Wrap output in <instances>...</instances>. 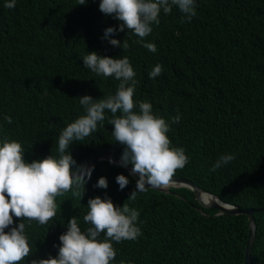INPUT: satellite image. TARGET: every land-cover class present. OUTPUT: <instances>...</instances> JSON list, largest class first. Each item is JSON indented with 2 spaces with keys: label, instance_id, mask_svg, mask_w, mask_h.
<instances>
[{
  "label": "trees",
  "instance_id": "16d2710c",
  "mask_svg": "<svg viewBox=\"0 0 264 264\" xmlns=\"http://www.w3.org/2000/svg\"><path fill=\"white\" fill-rule=\"evenodd\" d=\"M5 2L0 0V143L5 137L19 142L28 163L58 157L61 131L85 114L78 97L114 95L120 83L83 67L82 57L91 52L127 56L136 73L134 110L145 101L166 121L180 116L167 135L170 146L183 148L189 162L175 176L224 202L254 209L250 264H264V0H195L190 20L177 6L169 14L161 10L159 24L151 25L142 43L127 29L111 37L127 40L126 51L103 39L108 27L118 29L121 22L100 11L101 0L84 5L78 0H16L11 9ZM147 42L156 45V52L143 47ZM158 64L162 73L150 78ZM111 118L105 110L97 131L70 145L73 169L87 166L102 151L121 158L125 146L112 136ZM224 154L235 159L211 171ZM93 165L85 191L80 189L84 194L57 196L56 215L46 225L22 221L31 253L20 264L56 257L59 236L73 216L86 231L87 201L97 196L140 213L141 235L113 241L117 255L110 264H244L246 215H217L186 187H171L176 196L146 186L128 199L136 181L125 168L106 160ZM121 174L129 179L123 190L116 182ZM100 177L107 179L106 189L94 187ZM13 220L10 228L21 222Z\"/></svg>",
  "mask_w": 264,
  "mask_h": 264
},
{
  "label": "clouds",
  "instance_id": "9594fccd",
  "mask_svg": "<svg viewBox=\"0 0 264 264\" xmlns=\"http://www.w3.org/2000/svg\"><path fill=\"white\" fill-rule=\"evenodd\" d=\"M86 0H78L84 5ZM16 0H6L4 7L14 8ZM172 6L189 20L195 16V0H101L99 9L102 13L120 21L119 28L108 27L103 39L123 51L129 48L127 40L111 38L117 31L125 29L141 38L152 32V24H159L161 10L169 14ZM143 47L156 52V45L143 43ZM83 67L90 69L97 76L114 77L119 80L114 95L93 100L89 95L79 98L85 114L69 123L58 138V157L49 155L43 160L28 163L23 158V149L19 142L7 137L0 143V264H20L31 253L28 238L25 235V224L36 221L46 225L56 215L55 199L71 191L73 197H81L85 185L91 178L92 167L79 166L70 154V145L74 141H83L97 131L98 122L105 120V110L112 114L108 120L114 125L112 136L115 141L124 145L120 166L132 165L131 173L138 174L136 188L128 199L134 200L137 192L147 190L146 186L169 189L178 169H183L189 162L185 150L172 147L167 133L172 123H179L180 116L170 121L153 114L149 102L134 103L133 96L137 81L136 73L127 56L111 58L91 52L82 57ZM162 73V66L156 65L149 73L155 78ZM120 113V115H117ZM11 123L10 117H5ZM234 155L224 154L212 165L211 171L234 160ZM109 163H114L111 159ZM116 182L123 190L129 183L125 175H118ZM94 187L106 189L108 182L100 177ZM182 187V186H180ZM164 192V191H163ZM88 212L83 220L90 225L86 231L78 226L73 216L67 224V231L59 236L60 246L56 257L33 260L31 264H110L116 258L113 241L135 240L141 235L136 222L140 213L124 203L116 207L110 198L97 196L87 201ZM13 217L21 222L13 225ZM5 231V229H9ZM101 234L104 235L100 239ZM121 264H124L121 261Z\"/></svg>",
  "mask_w": 264,
  "mask_h": 264
},
{
  "label": "water",
  "instance_id": "95a60500",
  "mask_svg": "<svg viewBox=\"0 0 264 264\" xmlns=\"http://www.w3.org/2000/svg\"><path fill=\"white\" fill-rule=\"evenodd\" d=\"M110 159L114 161V163L120 165L119 158L113 156L108 151H102L98 153L96 157L93 158L87 166L91 167L97 161H100V160L109 161ZM121 167L125 168L126 171L131 175V177L135 181L139 179L138 174L131 173L132 165L129 164L127 166H121ZM171 186L172 187L182 186V187H186L190 189L191 191L194 192L197 201L202 207L215 209L217 215H221V214H228V215L244 214L246 215L247 220H248V233H247V240H246L245 251H244V264H250L251 249H252V245H253L255 235H256V223H255V218H254V212H255L254 209L252 208L241 209L239 206L224 202L221 199H219L217 195H215L214 193L204 190L203 188L197 186L194 182H192L191 180L185 177L174 176L173 183L171 184ZM150 188H153L158 191L169 192L176 196H179L177 193L169 190L168 188L167 189H160V188H155V187H150ZM203 194L208 195V198H203Z\"/></svg>",
  "mask_w": 264,
  "mask_h": 264
},
{
  "label": "bare ground",
  "instance_id": "6f19581e",
  "mask_svg": "<svg viewBox=\"0 0 264 264\" xmlns=\"http://www.w3.org/2000/svg\"><path fill=\"white\" fill-rule=\"evenodd\" d=\"M203 198H208V195H204V194H203Z\"/></svg>",
  "mask_w": 264,
  "mask_h": 264
}]
</instances>
